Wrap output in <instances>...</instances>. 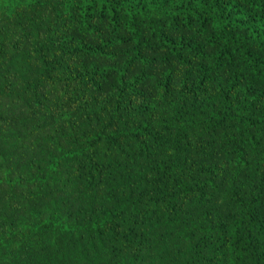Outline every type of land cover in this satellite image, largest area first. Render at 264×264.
Wrapping results in <instances>:
<instances>
[{"label":"trees","instance_id":"trees-1","mask_svg":"<svg viewBox=\"0 0 264 264\" xmlns=\"http://www.w3.org/2000/svg\"><path fill=\"white\" fill-rule=\"evenodd\" d=\"M0 8V264H264V0Z\"/></svg>","mask_w":264,"mask_h":264},{"label":"rangeland","instance_id":"rangeland-1","mask_svg":"<svg viewBox=\"0 0 264 264\" xmlns=\"http://www.w3.org/2000/svg\"><path fill=\"white\" fill-rule=\"evenodd\" d=\"M0 11H1V8H0ZM127 17H128V15H125V18H127ZM13 18L14 17H10L9 18L10 21H8V22L6 21V25L8 26L9 30L11 31V27L14 26V27H17V28L21 29V33H23V28H22V24L23 23L20 22V19L19 18H16V21L15 22H12ZM106 29L108 31H111L112 30V27L109 26V27H106ZM23 36H24V34H23ZM15 97L17 99H20L22 107L24 105H27V106L31 107L34 104L33 103L34 96H32V93L30 91H27V90L22 91L19 94H17ZM6 99L7 98H4L3 101H5ZM34 101H35V99H34ZM37 108H38V106L36 107V109ZM20 109H21V106H19V105H13V110L12 111L17 114V111H19ZM36 117H40V115L37 112V110L32 111L30 113V116H26L24 114H20L19 115V118L20 119L29 118L31 120L30 123H32V122L34 123ZM140 118L143 119V120H145V118H146V111L141 110ZM201 118L202 117H197V120H201ZM262 126H263V131H261L262 135L258 136L257 138L255 137L257 139L256 142L258 144L257 145H254L255 144L254 143L252 145V148H251V155L254 157V159H258V157L260 156V154L262 152L263 146H264V142H262V140H259V139H264V124ZM33 128H34L33 130H35L36 126H34ZM45 128L46 127H44L43 125H40V132L42 131V129H45ZM261 137H263V138H261ZM256 139H254V140H256ZM228 144H225V146L222 149V152H225L226 153V157H229L230 158V157H233L234 156V152H235L234 150H235V148L232 147L231 145L228 146ZM246 145L247 144H244L243 147L245 148ZM248 153H250V152H248ZM19 160H20V163H18L19 166L25 165V162L22 161V158L21 157H19ZM8 167H10V166H8ZM6 190H8L9 192L12 191L10 188H6ZM0 198H1L2 201L10 202V200L15 199L16 197L13 194H8V196H6V197L5 196H0ZM16 200L19 201L20 199H16ZM25 200L26 201H29V202L31 201V199H28V198L25 199ZM8 209H10L12 211L11 208H8ZM39 222H40V228L35 232V236H34V238H36V239H32V242H30V240H29V244H30L31 247H33V248L34 247H37L36 249H34L35 251L38 248H40L38 246L41 245L42 238H44L46 236V234L49 233V230L51 229L50 228L51 223H49V220H48L47 215L46 216L44 215V218L40 219ZM11 238H12L11 236H8V239H11ZM46 241H47V239L45 238V245H46ZM34 256L36 257L35 258L36 260L38 258L40 259V257L39 256H36V255L31 256V258L34 257ZM82 261L86 263L87 262V259L82 260Z\"/></svg>","mask_w":264,"mask_h":264}]
</instances>
